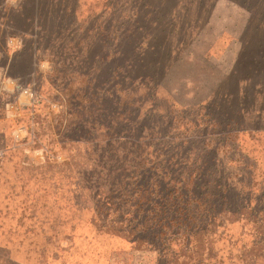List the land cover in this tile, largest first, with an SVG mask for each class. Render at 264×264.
Returning <instances> with one entry per match:
<instances>
[{
    "label": "rangeland",
    "instance_id": "374dc122",
    "mask_svg": "<svg viewBox=\"0 0 264 264\" xmlns=\"http://www.w3.org/2000/svg\"><path fill=\"white\" fill-rule=\"evenodd\" d=\"M43 3L0 0V264H197L190 257L198 254L178 251L175 242L163 255L144 241L147 233H132L127 219L103 206L111 183L97 180L96 166L114 154L98 153L110 133L93 128V94L102 98L103 120L132 111V123H162L166 110L179 129L172 132L192 142L199 130L185 133L184 125L219 115L211 97L222 106L223 95L237 94L232 110L222 107L226 118L236 117L238 104L251 108L238 118L253 132L237 135L236 156L256 165L260 184L264 0H66L67 12ZM250 67L247 83L241 77ZM247 228H220L210 262L200 244L202 264H254L261 249L242 251L250 248Z\"/></svg>",
    "mask_w": 264,
    "mask_h": 264
},
{
    "label": "trees",
    "instance_id": "16d2710c",
    "mask_svg": "<svg viewBox=\"0 0 264 264\" xmlns=\"http://www.w3.org/2000/svg\"><path fill=\"white\" fill-rule=\"evenodd\" d=\"M43 4L69 11L66 0H44ZM139 16L135 26L139 25ZM128 67L136 71L137 60L129 58ZM246 70L248 74L241 78L249 83L252 81L251 67ZM234 72L238 74L236 70ZM139 75L136 77L142 80H154L152 74ZM247 94V91L242 93L243 96ZM235 95L231 92L223 95L222 106L232 110ZM94 99L95 94L93 105L99 107V115L93 116V128L110 133L104 149L98 153L102 156L114 154L109 162L102 157L97 163V180L103 177L107 184L111 183L106 187L108 191L103 206L114 213L116 220L124 222L127 219L132 233L138 230L147 233L148 238L144 241L163 255L172 249L173 242L178 251L198 254L199 259L190 257L194 261L192 263L197 264H202L201 259L205 256L200 244L208 247L206 261L210 262L213 259L212 240L218 230L222 228L225 234L228 225L243 224L244 229L248 226L245 236L251 235V241L248 243L250 248L244 244L242 251L261 249L257 258L264 261V180L256 184V165L247 164L242 155L236 156L237 135L246 130L253 132L252 128H242L238 118L241 112L244 113L241 118H245V113L251 108L244 106L239 111L238 104L236 117L226 118L229 112H224L226 109L221 105H214L216 97H211L207 104L216 106V110H220L219 115L213 112L202 115L201 119L188 121L184 125L188 128L185 133L199 130L200 141L192 142L174 134L179 129L172 127L171 122L175 121L172 114V120H166V110H163L162 123L139 124L132 123V111L116 112V121L125 117L124 122L127 123L118 127L115 120L108 122L102 119V98L98 95L97 100ZM169 112L172 113L171 110ZM188 124L192 127L189 128ZM98 147L96 145V150ZM227 150L225 157L228 156V161L225 164L221 152ZM227 167L233 168L234 172H228ZM101 189H96L100 198ZM134 239L141 241L139 236H134Z\"/></svg>",
    "mask_w": 264,
    "mask_h": 264
}]
</instances>
